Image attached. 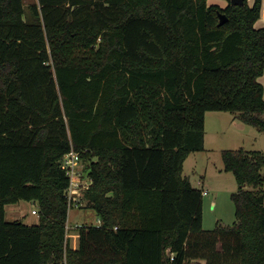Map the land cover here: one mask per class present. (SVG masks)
Wrapping results in <instances>:
<instances>
[{"label": "trees", "instance_id": "obj_1", "mask_svg": "<svg viewBox=\"0 0 264 264\" xmlns=\"http://www.w3.org/2000/svg\"><path fill=\"white\" fill-rule=\"evenodd\" d=\"M261 0H0V264H264V154L221 151L232 226L202 228L183 163L207 112L264 132ZM220 15L225 16L219 24ZM70 152L99 225L67 235ZM37 205L38 222L5 220Z\"/></svg>", "mask_w": 264, "mask_h": 264}, {"label": "rangeland", "instance_id": "obj_2", "mask_svg": "<svg viewBox=\"0 0 264 264\" xmlns=\"http://www.w3.org/2000/svg\"><path fill=\"white\" fill-rule=\"evenodd\" d=\"M35 1L23 0V4L27 8V5ZM224 1L207 0V3L209 5H219ZM230 114L221 112L206 114L207 138L205 149L202 152L191 153L183 164L182 174L188 181L190 180L191 185L196 189H201L200 185L203 182V190L208 192L207 195L202 197V228L204 230H211L218 223V225L232 226L235 222L231 194L237 190V184L231 173L223 171L221 151L244 149L247 151H260L264 154V132H259L243 122L233 121L231 123L230 118L228 121L227 118L221 120L211 118L212 115L230 117ZM76 168H78L81 175V180L87 181V164L80 159ZM261 174L263 176L261 189L264 190V170L261 171ZM76 197L79 198L78 205L68 211L66 223L67 235L71 245L73 238L70 235H76L77 227L94 225L97 220L96 215L83 199L82 189H79ZM32 210H37V205L34 202L20 201L17 204L7 205L5 207V220L8 222L20 220L28 225L36 224L38 217L32 215Z\"/></svg>", "mask_w": 264, "mask_h": 264}, {"label": "built area", "instance_id": "obj_3", "mask_svg": "<svg viewBox=\"0 0 264 264\" xmlns=\"http://www.w3.org/2000/svg\"><path fill=\"white\" fill-rule=\"evenodd\" d=\"M79 161L78 155L74 152L67 153L62 157L61 167L66 171L70 179L69 187L67 188L68 210L72 207H77L79 198L77 199L76 195H78L79 189H82L83 194L91 184L89 178L87 181L81 180V175L78 168H76ZM202 194L206 195L207 191H203ZM31 213L38 215L37 210H32ZM97 224L99 225V221Z\"/></svg>", "mask_w": 264, "mask_h": 264}, {"label": "crops", "instance_id": "obj_4", "mask_svg": "<svg viewBox=\"0 0 264 264\" xmlns=\"http://www.w3.org/2000/svg\"><path fill=\"white\" fill-rule=\"evenodd\" d=\"M246 2H248L247 4L249 5V6H251L252 4H253V2H254V0H246ZM218 5V4H217ZM220 5H222V6H220ZM227 5V1L225 0L222 4H219V6L220 7H225ZM262 26H264V0H262V2H261V9H260V18L257 20V22L255 23V27L256 28H260V27H262ZM258 81H259V83L262 85V88H263V99H264V70H263V73H262V75L258 78ZM214 113H218V112H213V113H206V114H214ZM221 113H226V112H221ZM205 114V121H204V130H205V133H204V149H205V145H206V138H207V128H206V126H207V118H206V115ZM218 116V117H217ZM211 118H216V119H218V120H221L222 118H227V121H228V119L231 121V123L234 121V122H241L240 121V119L237 117V115H233V114H230V117H224V115H212V117ZM190 156V155H189ZM188 156V157H189ZM187 157V158H188ZM186 158V159H187ZM185 162V161H184ZM184 164V163H183ZM189 182H190V180H189ZM202 188L200 189L202 192L203 191H207V190H203V182H202V184L200 185ZM208 193V192H207ZM207 195V194H206ZM202 196H203V194H202ZM34 204H36V203H34ZM33 215V214H32ZM37 217H38V215H36ZM98 221H99V219L97 218V220H96V224H94V225H98L97 223H98ZM70 236H72V238H73V241H72V248L73 249H75L76 247H77V238H78V235H77V233H76V235H70Z\"/></svg>", "mask_w": 264, "mask_h": 264}, {"label": "water", "instance_id": "obj_5", "mask_svg": "<svg viewBox=\"0 0 264 264\" xmlns=\"http://www.w3.org/2000/svg\"><path fill=\"white\" fill-rule=\"evenodd\" d=\"M229 2L230 5L232 6H239V5H243L244 4V0H226ZM225 16L224 15H220V20H219V24H223L225 21Z\"/></svg>", "mask_w": 264, "mask_h": 264}]
</instances>
